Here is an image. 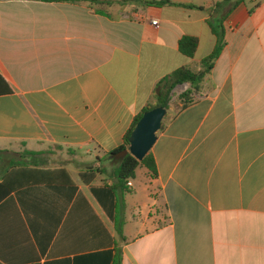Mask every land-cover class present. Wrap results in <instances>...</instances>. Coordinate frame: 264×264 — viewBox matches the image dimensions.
<instances>
[{
	"label": "crops",
	"instance_id": "obj_1",
	"mask_svg": "<svg viewBox=\"0 0 264 264\" xmlns=\"http://www.w3.org/2000/svg\"><path fill=\"white\" fill-rule=\"evenodd\" d=\"M169 1L0 0V154L61 146L73 158L51 167L74 181L0 202L1 264H112L107 153L161 79L201 68L217 44L210 21L225 47L197 101L164 119L155 190L141 205L134 183L124 196L122 264H264V0ZM184 36L199 39L194 57ZM9 161L0 155V181ZM95 162L106 171L86 184Z\"/></svg>",
	"mask_w": 264,
	"mask_h": 264
},
{
	"label": "trees",
	"instance_id": "obj_2",
	"mask_svg": "<svg viewBox=\"0 0 264 264\" xmlns=\"http://www.w3.org/2000/svg\"><path fill=\"white\" fill-rule=\"evenodd\" d=\"M39 1H87L91 4L98 2L99 0H39ZM129 0H121L126 2ZM145 5H159L163 3H171L169 0L156 1V0H138ZM210 26L214 34L217 36V44L214 50L206 58L202 60L201 68L195 69L192 66H183L169 75L161 79L155 86L154 97L155 102L146 106L142 112H140L134 123L125 137V142L118 148L107 153V158L112 161H116L117 165L113 168V176L116 179V183L112 186V190L117 196V215L115 220V227L119 235V240L115 242L114 254L112 257V264H122V248L120 242L126 240L124 236L125 217L123 215V208L125 206L124 196L130 191L129 182L132 178L136 177L137 169L139 166L146 167L151 176L155 179L158 177V170L155 158L150 151L148 155L142 160H137L133 155L128 154L122 160H116L114 155L122 150L129 148L130 136L139 122L143 114L155 107L163 106L169 109L171 107L172 93L174 89L183 84H189L190 87L182 92L179 96L182 102V108L189 106L198 99V95L202 93V88L210 75L217 60L221 56L225 47V32L214 21H210ZM199 45V39L194 36H184L179 43L180 51L187 57H194ZM1 91V89H0ZM11 91V89H8ZM168 115V114H167ZM61 147V146H59ZM46 152L41 151H26L19 158H11L8 168L3 174L0 181V202L11 195L13 192L31 186L35 184H73L74 181L70 172L64 168H52L47 166L40 156ZM101 161V160H98ZM106 171L102 165L92 163L86 164L81 169V179L86 184L93 183L99 174H103ZM119 190L122 192V196L119 194ZM1 264V263H0Z\"/></svg>",
	"mask_w": 264,
	"mask_h": 264
},
{
	"label": "rangeland",
	"instance_id": "obj_3",
	"mask_svg": "<svg viewBox=\"0 0 264 264\" xmlns=\"http://www.w3.org/2000/svg\"><path fill=\"white\" fill-rule=\"evenodd\" d=\"M189 84H183L177 86L173 93H172V100H171V107L168 109V112L170 114L174 113L178 108L181 107L182 102L179 98L180 94L184 92L187 88H189ZM23 150H12L8 154H0L3 157H7L8 160L11 158H19V154H22ZM43 159V162L51 167L55 165H61L63 162H66V158H73L72 153L63 147L54 146L51 149H47L46 153L40 156V159ZM1 164V163H0ZM117 165L116 161H108L106 163L107 171H111L114 166ZM0 174H1V165H0ZM104 177H108V175H104ZM132 183H134L133 190L139 191V195L136 197V203H139L140 205L143 203L144 198L143 194L145 191L147 192L148 186L150 188V191H154L156 187L155 185H151V183H154V178L150 176L149 170L144 166H139L137 169V174L135 178L131 179ZM135 194V193H134Z\"/></svg>",
	"mask_w": 264,
	"mask_h": 264
},
{
	"label": "water",
	"instance_id": "obj_4",
	"mask_svg": "<svg viewBox=\"0 0 264 264\" xmlns=\"http://www.w3.org/2000/svg\"><path fill=\"white\" fill-rule=\"evenodd\" d=\"M168 114V109L158 106L146 111L136 124L131 136L129 148L114 155L116 160L124 159L128 154L142 161L152 150L158 138V133L163 128V122Z\"/></svg>",
	"mask_w": 264,
	"mask_h": 264
},
{
	"label": "built area",
	"instance_id": "obj_5",
	"mask_svg": "<svg viewBox=\"0 0 264 264\" xmlns=\"http://www.w3.org/2000/svg\"><path fill=\"white\" fill-rule=\"evenodd\" d=\"M153 22H154L155 24H157L158 21L155 20V21H153ZM128 184H129V186H131V185H132V182L130 181Z\"/></svg>",
	"mask_w": 264,
	"mask_h": 264
}]
</instances>
